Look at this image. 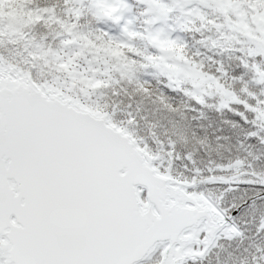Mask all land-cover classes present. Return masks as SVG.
<instances>
[{
  "label": "snow or ice",
  "instance_id": "1",
  "mask_svg": "<svg viewBox=\"0 0 264 264\" xmlns=\"http://www.w3.org/2000/svg\"><path fill=\"white\" fill-rule=\"evenodd\" d=\"M15 2L23 3L26 12L31 9L27 20L9 26L21 36L28 24L54 19V8L38 0ZM96 2L101 12L115 15V0ZM212 3L230 27L248 38V55L261 58L244 61L243 67L264 84V0ZM242 3L256 9L250 19L240 10ZM58 22L64 28L58 35L66 37L62 44L78 50L48 49L41 55L50 56L64 73L63 83L35 78L30 69L0 60V264H145L152 257L153 264H196L220 239L242 236L241 221L249 215L260 214L256 230L264 232V172L236 158L195 167L191 177L174 175L170 160L166 165L106 106L90 100L113 77L86 76L89 69L81 60L103 61L131 81L150 66L145 61L158 57L137 60L141 53L129 43L106 32L92 39L74 31L75 23ZM4 23L0 18V37L8 34ZM153 46L175 54V64L151 65L161 67L169 87L173 81L190 84L181 90L200 105H206V95H217L218 109L252 125L248 138L264 143V96L226 85L222 67L221 76L205 73L175 40L153 38ZM146 84L137 81L140 91L150 93ZM169 144L171 158L174 142ZM187 159L196 164L191 154ZM254 264H264V249Z\"/></svg>",
  "mask_w": 264,
  "mask_h": 264
},
{
  "label": "trees",
  "instance_id": "2",
  "mask_svg": "<svg viewBox=\"0 0 264 264\" xmlns=\"http://www.w3.org/2000/svg\"><path fill=\"white\" fill-rule=\"evenodd\" d=\"M131 1L132 0L129 2V15L136 35L131 36L125 43L131 44L141 53V56L137 57V60H141L144 56L148 55L158 57V60L155 62L145 61L149 63L150 66L141 68L143 79L147 82L146 86L150 89V92H152L151 90L154 86L148 84H157L161 77L166 81L159 83L160 89L157 90L159 92L157 93L158 97H163L167 101L165 104L167 106L165 109L167 110L165 111V116H167L166 119L162 117L160 120L151 119L152 117L148 115L151 111L149 109H146V112L141 109L140 115L141 113H146L144 117H146L154 127H158L159 129L161 128L160 126L175 127L178 131L177 138H175L174 142L181 144L183 141V153H179L178 155L183 156L184 160L187 159L188 154H191L196 161L195 167L207 168L210 161L222 163L229 159L239 158L251 164L257 171L264 172V143H261L259 139L248 138V133L253 130L252 125L244 124L238 116L230 111H220L217 108L218 100L215 94L205 96L206 105L198 104L191 96L186 95L185 92L181 90L183 88H191L190 84H176L173 81L172 87H169L170 81L161 71V67L151 66L153 63L162 65L159 63V59L162 57L161 53H163L164 49L154 47L149 43V40L146 38L147 22L146 18L143 16L145 15L144 6H140L136 4V2ZM46 2V0H38L39 5ZM160 4L166 8H164V10L170 11V23L176 29V36L178 37L177 42L184 46L185 56L195 61L198 66H202V71L207 74L221 76V73L217 70L222 67L227 73V75L222 76L224 83L237 92L243 88H247L251 92L263 96L261 91L255 89L254 85L256 84L253 85V83H251L256 80V75L250 68L245 69L243 67L244 61L251 64V61L256 57L249 56L247 48L244 46L240 47L238 46L241 45L239 42L231 40V33H229L230 30L226 27L225 18L217 10L212 0H163ZM90 6L91 3L87 6L85 4L84 8ZM244 6L247 7L248 5L243 3V7ZM67 7L68 5L63 3H57L54 7V12L56 14L58 13V15H62L61 21H64L65 25L68 21L72 22L75 19L71 14V9L69 11ZM187 7H191L192 9L190 10L191 13L185 15L184 9L186 10ZM0 9L2 8L0 7ZM240 9H242V7H240ZM3 12L5 11L3 10ZM86 15L89 17L90 13ZM201 17H203V19H201ZM80 18L78 22L79 26L86 27L88 30L90 29L93 39L96 36L95 33L101 34L103 32L101 27L104 29L109 23L113 22L111 19L106 20L99 18L102 20L100 24L103 23L104 25L99 28L93 27L91 21L88 23L86 20L87 18L85 19L83 16ZM188 18H190V23L187 20ZM209 21H213L214 23H209ZM217 23L220 27H217ZM49 24L51 25L50 22ZM211 25H216V27L211 28ZM60 26L61 24L58 27ZM53 29L52 27V30ZM203 31H205V33H203L206 40L205 42L211 41L213 45L212 48H210L209 45L204 47L203 50L201 47H198L197 43L201 41L200 34H202ZM192 34L200 36L195 37ZM221 39H226L227 41L231 40L232 45H227ZM215 45H217V47H215ZM233 77H236V79H233ZM240 77H242V79ZM125 86H127V88L132 87L131 83L121 82L115 88L122 91ZM178 92L180 93L179 96L183 94V100L181 99V101L175 103L177 101L176 93ZM139 94L150 101L148 97V95H151L150 93L146 94L147 97L144 95V92L143 95L142 93ZM169 101L178 105L172 106ZM236 108L243 110L242 106ZM175 120L179 121L180 124H174ZM157 122H161L162 124L160 126L155 125ZM181 135H183V140ZM262 135H264V132H262ZM257 214L260 216L259 213ZM246 221V223L245 221H241L242 236H239L232 242H220L218 244L219 246L215 249L216 257L212 253L211 258H207L205 261L198 264H230L227 263V259H231L236 255H238L235 257L237 264H254V258L258 255V251L264 249V232H257L256 230L260 218L249 215L246 217ZM233 250L237 252L232 253Z\"/></svg>",
  "mask_w": 264,
  "mask_h": 264
},
{
  "label": "rangeland",
  "instance_id": "3",
  "mask_svg": "<svg viewBox=\"0 0 264 264\" xmlns=\"http://www.w3.org/2000/svg\"><path fill=\"white\" fill-rule=\"evenodd\" d=\"M46 1H47L46 3L40 6H49L54 8L57 3L67 4L68 5L67 9L69 11L71 9V14L75 17V19L72 22L68 21L69 23L67 22L65 26L75 23L76 28L74 29V31L82 34H87L89 35L90 38H92L90 29L88 30L86 29V27H80L78 24V22L81 19L80 17L83 16L85 19L87 18L86 19L87 22L89 23V21H91L92 23L91 25L93 27L100 28V26H102L103 23L100 24L102 20L99 18H105L106 16L109 15L99 10L96 0H68L69 4L65 3V1L62 0H46ZM87 2H91V6L84 8L85 4L86 6L89 5ZM0 7L5 11L3 12V10L0 9V18H2L3 21L5 22L4 31L8 33L0 37V55H2L3 58L9 63H14L24 69H30L35 78H43L49 81H56L57 83H63L64 73L58 72L56 70L55 66L50 62L51 61L50 56L44 57L43 55H41L43 52H45L48 49L58 51L61 54L70 53L71 51L78 50L75 45L72 47V49H69L62 44V40L66 38L64 35H58V33L64 32V28L62 26L58 27L60 25L58 20L61 21L62 15L61 14L58 15V13L56 14L54 12V19L50 22L51 25L49 24V22L45 23L43 21L38 23L28 24L25 28H23L24 35L21 36L18 33L12 32L9 26L27 20L29 18L28 13L31 12V9H28V11L26 12L24 4L16 3L15 0H11V2L10 0H0ZM111 7L115 10V15L114 16L112 15L110 19L118 16V19L115 18L114 22H116L118 25L121 26L120 36L123 35L126 36L128 33H125L124 28L127 27L128 29L129 25L126 18V9L123 1L115 0L114 4H112ZM162 7L163 6H161L158 0H154V2L148 6L147 15L149 17H152L154 15H157L158 13H161L162 17L168 16L170 11L164 10L162 9ZM240 7H242V9L240 10L246 12L247 14L246 18L248 19H250L251 16L256 11V9L253 8L250 9L249 6L243 7V3L240 4ZM187 10H191V9H187ZM77 13H79L78 16ZM89 13L90 16L87 17L86 14ZM233 19H236V17H233ZM187 20L190 23V18H188ZM226 24H227L226 25L227 29L230 30L229 33H231L230 34L231 40H233L234 42H239L241 44L238 46L240 47L244 46L247 49L248 47L252 46L249 44L247 37L242 35L240 32L236 31L234 28L230 27L228 22H226ZM52 27L54 28L53 30ZM214 27H216V25H211V28ZM171 30L172 29L168 27L157 26V24L154 23L152 28L146 30L147 32L146 38L150 41L152 45H153V38L159 40L160 42L173 40L174 37L172 39ZM203 33H205V31H203L202 34H200L201 41L197 43L198 47H201V49L203 50L204 47L209 45L210 48H212L213 45L211 44V41H208L207 43L205 42L206 40ZM95 35L97 36L100 34L95 33ZM192 35L195 37L200 36L196 34H192ZM110 36L113 37L115 40L117 39V36L115 34ZM231 40L227 41L226 39H223L222 41L225 42L227 45L229 44L231 46L232 45ZM175 41H178V38H176ZM215 47H217V45H215ZM161 56L162 57L159 59L160 61L159 63H161L162 65L177 63L176 59L174 58L175 54L170 49L165 48L163 50V53H161ZM89 59H91V56H89ZM260 59H261L260 57H256L251 62L252 63L259 62ZM46 60H48L49 63H45ZM81 64L84 65L85 69H89L87 72L84 73L86 76H95L101 79H109L110 77H113L112 82L107 87L94 90L92 92L90 100L102 106H106L107 110L110 113H113V118L115 120L123 122L138 139H142L143 141L147 142L151 150L154 153H158L166 165L169 163L170 160L171 168L174 175H183V176L191 177L194 174L192 169L195 168V165L191 164L188 161V159L183 160V156L178 155L179 153H183V141L181 144L174 142L175 138H177L178 130H176V128L172 126H160L162 123L157 122L155 123V125L160 126L161 128L159 129L158 127H154L151 124V122L148 121L146 117H144L146 116V113H141L140 115L141 109H143L145 112L147 111L146 109H149L151 111L148 115L152 117L151 119L160 120L161 117L163 119H166L167 116H165V111L167 110L165 109L167 108V106L165 104L167 101L165 99H163L162 101L157 95V93H159L157 90L160 89L159 83L166 82L164 78L161 77L159 82L155 85L148 84L154 86V88L151 90L152 92H150L151 95H148L150 99V101H148L146 98L142 97L139 94L142 93L143 95V92L140 91L137 87V81L145 82V79H143V74L141 73V69H139L135 73L133 79L129 81V79L126 77L120 78L119 73L113 72L111 70L110 65L105 64L103 61L93 60L91 65H89L85 63L84 60H81ZM92 69H95V71H92ZM116 80H119V82L116 83L115 82ZM121 82L131 83V86L133 88L132 87L127 88V86H125V88L122 91L117 90L115 87ZM251 83H253V85L256 84L254 85L255 89L261 91V94L264 96V84L258 83L257 77L256 80L252 81ZM146 94L147 93H144V95L147 97ZM179 94H180L179 92L176 93L177 101L175 103L181 101V99L183 100V94H181L180 96ZM216 97L219 104L220 98L218 96ZM116 101L118 104L116 103ZM169 102L172 106L178 105L172 103L171 101ZM238 106L239 105H234V107H238ZM219 110L228 111L227 109H219ZM129 119H132L133 121L132 124H127V121ZM174 124L179 125L180 123L179 121L175 120ZM181 137L183 140V135H181ZM170 141H173L175 144L173 148V156L171 158L168 156ZM186 165L187 167H185ZM200 168L206 169V167L205 168L200 167ZM204 175H207V172H205ZM201 186L209 187V188L214 187L211 185H201ZM255 216L257 218H260L258 214ZM237 238L238 237L234 238L233 240H236ZM221 240L224 239H220L218 243ZM233 240H229V241L226 240V241L232 242ZM218 246L219 245H216V247L212 249L211 253L210 252L208 253L206 259L211 258L212 253L214 256L216 255L215 249ZM236 252H237L236 250L232 251V253H236ZM235 257L231 259H227V263L237 264V260L235 259Z\"/></svg>",
  "mask_w": 264,
  "mask_h": 264
},
{
  "label": "water",
  "instance_id": "4",
  "mask_svg": "<svg viewBox=\"0 0 264 264\" xmlns=\"http://www.w3.org/2000/svg\"><path fill=\"white\" fill-rule=\"evenodd\" d=\"M0 60H2V61H3L4 63H6V64H11V65H15V66L20 67L19 65H16V64H13V63H9V62H7V61H6L1 55H0ZM20 68H21V67H20ZM212 248H213V247H212ZM212 248H211V249H212ZM211 249H210V250H211ZM151 259H152V258L146 260V261H145V264H146L148 261H150ZM198 260H200V259H198ZM198 260H197V261H198Z\"/></svg>",
  "mask_w": 264,
  "mask_h": 264
}]
</instances>
